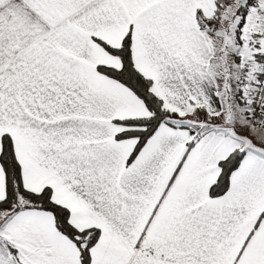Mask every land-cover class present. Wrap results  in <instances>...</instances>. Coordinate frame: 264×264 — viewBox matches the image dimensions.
Wrapping results in <instances>:
<instances>
[{"label":"snow or ice","instance_id":"1","mask_svg":"<svg viewBox=\"0 0 264 264\" xmlns=\"http://www.w3.org/2000/svg\"><path fill=\"white\" fill-rule=\"evenodd\" d=\"M0 264H264V0H0Z\"/></svg>","mask_w":264,"mask_h":264}]
</instances>
